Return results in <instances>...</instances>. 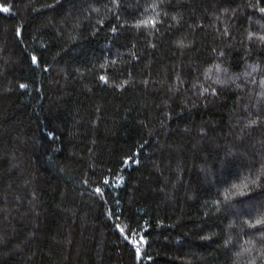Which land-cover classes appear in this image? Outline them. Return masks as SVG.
I'll return each mask as SVG.
<instances>
[{
    "label": "trees",
    "instance_id": "16d2710c",
    "mask_svg": "<svg viewBox=\"0 0 264 264\" xmlns=\"http://www.w3.org/2000/svg\"><path fill=\"white\" fill-rule=\"evenodd\" d=\"M0 264H264V0H0Z\"/></svg>",
    "mask_w": 264,
    "mask_h": 264
}]
</instances>
